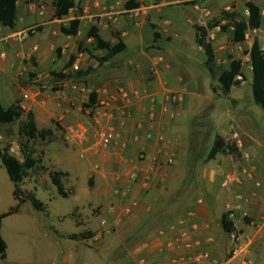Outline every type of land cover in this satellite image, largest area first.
Returning a JSON list of instances; mask_svg holds the SVG:
<instances>
[{
	"label": "crops",
	"instance_id": "1",
	"mask_svg": "<svg viewBox=\"0 0 264 264\" xmlns=\"http://www.w3.org/2000/svg\"><path fill=\"white\" fill-rule=\"evenodd\" d=\"M72 1L75 8L61 20L54 18L53 2L51 6L44 5V12L40 15L39 8H34L27 0L17 1L18 20L15 29L0 28V43L4 42L10 50V53L1 52L6 55V59H0V91L1 86H15V74H20L18 62L30 55L37 58L38 66L33 68L35 70H52L69 62L70 57L74 56L71 69L81 71V64L88 54L78 53V47L73 52L67 43L69 39H78L85 31L87 34L91 26H95L98 35L112 45L117 43V39L111 32H119L120 40L126 46L124 52L129 50L126 41L129 33L122 30V26L131 23L136 32L141 26V17L132 19L126 14H120L116 24H112L103 9L118 4L115 10L123 13L127 10L123 5L110 0ZM49 15L52 21L47 23ZM75 18L80 20L78 34L75 37L60 34V26L67 25L60 23ZM83 23L85 28L81 32ZM104 23H110L113 28L106 29ZM48 24L53 26L52 32L56 33L50 35L48 41L39 40L41 34L50 31V28H45ZM35 28L36 31L28 36L27 32ZM248 33L250 31L245 34L242 43L235 44L232 41V28L226 33L216 28L209 32V39L218 65L216 49L226 46L220 39L224 35L230 37L229 45L236 47V53L241 55L240 58L231 59L243 60V75L251 90L250 60L248 55H244L253 43L249 41ZM136 37L137 43L140 37ZM189 37V40L179 39L175 45L162 44V35L157 39L156 43L161 48L154 60H157L158 68L164 66L162 72L157 73V81L140 82L136 74L128 70L119 75L104 73L110 62L99 69L96 63L91 62L94 83L88 91L96 94L97 102L101 101L100 107L96 103L92 108L95 109L94 123L102 131H112L114 134L108 153L100 156V161L97 160L93 168L95 180L102 188L95 198L102 206L101 219L107 221L104 229L106 236L93 233L89 239H70L54 227H47L43 239L30 245V260L25 264H264V116L255 110L251 92L249 98L243 97V100L241 96L231 97V91L225 96L232 104V109H227L228 119L233 118L237 123V148L240 155H218L215 160L207 163L200 178L197 176L193 181L189 180V183L200 181L205 184V193L198 196L192 189L182 190L188 176L189 140L195 115L206 104L212 103L213 108L215 106L209 82L206 89L196 76V72L205 69V56L195 43L194 30ZM55 45L62 48V51L58 48L61 57H57L55 52L48 63L43 62V51ZM134 60L138 62L137 58ZM108 75L129 91H135L137 97L121 99L114 93V83L106 82L107 79L104 81L103 77ZM76 85L72 84L70 90L67 85L64 86L62 102L57 106H49L44 119L40 120L33 113L36 126L46 125L57 116L64 128L69 129V136L81 126L79 113L82 94L77 92ZM158 87L162 91L182 88L183 100L178 106H171L159 91L155 95L150 93ZM241 101L244 105H240ZM212 113L211 119L216 127ZM217 128L216 135L225 139L222 125L218 128L221 131L218 132ZM228 156L240 159L235 163L237 170L229 171L226 162ZM246 172L253 175V180L244 175ZM131 174L137 176L135 182L130 180ZM227 176L239 178L238 182L219 189L220 182L223 184ZM101 179L104 181L103 186ZM228 206L236 207L237 212L233 215L241 214L251 222V225H242L240 228L234 222L238 233V250L235 255L231 252L229 234L224 233L220 227V218Z\"/></svg>",
	"mask_w": 264,
	"mask_h": 264
},
{
	"label": "rangeland",
	"instance_id": "2",
	"mask_svg": "<svg viewBox=\"0 0 264 264\" xmlns=\"http://www.w3.org/2000/svg\"><path fill=\"white\" fill-rule=\"evenodd\" d=\"M93 0H90L92 2ZM116 1L119 5L125 4L128 0H110ZM134 3L139 5L138 9H141L140 24L135 32L131 23L122 26V30L128 31L129 37L127 43L129 50L124 52L122 57L116 56L112 60L105 63H99L97 60L105 56L104 51L96 50L93 38L91 40L86 39V31L81 37L69 39L67 45L74 51L82 42L83 48L89 49L91 56L87 55L86 60L81 64V71H75L71 68L65 69L68 62L62 63L59 67H54L52 70L43 68V70H35L34 67L38 66L37 58L33 55L19 60V73L15 74L14 82L15 86H1L0 99L4 107L11 106L15 101H19L22 109L25 112L31 111L37 114L40 120L44 119L47 108L49 106H57L62 102L61 93L64 86L67 85L69 90L72 84H77V92L81 95L79 113V123L77 129L70 134H67L69 129L64 128L60 117H54L50 123L43 125L38 124V129H49L52 131V135L45 140L37 139L28 143L27 146L33 152V157L40 160L37 167L30 172L28 178H26L21 184L22 191L34 192L36 198L46 205V210L43 213L35 212L29 203L23 205L18 215L9 216L1 222V235L7 244L6 258L0 261V264H25L29 262V248L30 245H35L37 240L43 239V234H47V227H54L61 234H65L66 237L79 234H100L106 236L104 233L105 227L101 226V211L102 206L98 204L96 200V194L102 189L99 187L98 182L95 180L93 168L95 163L100 161V156L108 153V147L112 146V141L109 145L100 143L101 136L106 134L107 131H102L99 126L94 123V112L92 109L95 104L100 107V102H95L91 105L89 102V87L93 85V67L91 62L97 64V69L104 68L105 64H109L105 69V72L112 74H122L126 70L132 71L136 74L138 81H152L156 79L157 73H161L164 66L158 68L157 60L154 59L159 54L161 46L159 43H153L152 32L156 31L162 35L164 43L175 45L179 42V39L189 40V36L193 33V26L200 25L206 26V24L212 20L219 19L222 12H235L240 18H247L246 3L251 1L258 5L264 15V0H133ZM52 0H27L28 4H33L34 8H39L42 5L51 6ZM75 8V4L74 7ZM72 16V15H71ZM47 23L52 21L51 15L47 19ZM99 21V18H97ZM60 24H68L67 19L63 20ZM106 29L113 28L110 23H104ZM139 24V25H140ZM137 23L134 24L136 26ZM151 25L156 29L152 30ZM45 28H50V31L40 35L39 40L48 41L50 35H54L51 24L45 25ZM85 25L83 23L81 32L84 31ZM1 30V29H0ZM36 31V28L35 30ZM30 31L27 32L28 36H31ZM113 37L120 40L119 32H111ZM140 37V41L135 42L136 36ZM32 38V37H31ZM229 36H222L220 40L226 44L225 47L217 48V63L220 70H224L227 63L231 58H239L241 55L236 53V47L229 45ZM258 39L264 47V31L250 32L248 33L249 41ZM133 42V43H132ZM115 43V44H117ZM161 44V43H160ZM4 42L0 43V53L6 51L10 53L8 46H5ZM61 47L55 45L49 47L43 51V62L48 63L52 59V54ZM232 48V49H228ZM136 50V52H135ZM245 50V49H243ZM135 52V54H134ZM245 52V51H243ZM61 57V54H60ZM56 58V57H55ZM134 58L138 59L135 62ZM56 60H59L56 58ZM132 62V63H129ZM243 61V60H242ZM59 64V61L57 62ZM162 68V69H161ZM111 69V70H110ZM200 71V72H199ZM196 72L197 78L202 82L203 87L209 82V91L213 95L215 100V106L213 108L212 103L204 105L195 115V123L191 128V136L189 140V162L187 167L188 176L186 181L182 185V190L189 191L192 189L197 195H201L207 191L205 184L200 181L196 184L192 183L197 176L200 178L202 170L208 162L205 161L206 156L211 148L212 140L216 133V127L219 128L221 124L224 129L225 140L233 141L238 146L239 134L237 123L233 118L228 119L227 109H232V104L229 98H226L219 89L216 80L210 79L207 71L201 69ZM76 72H89L88 75L80 77ZM52 73L66 74L65 80H60ZM141 73L143 75H141ZM38 75H41L38 77ZM111 75L103 77L106 82L112 81L114 87V93L121 97L123 100H127L130 97H137L135 91H129L124 85L117 83L116 79L111 78ZM99 79V78H98ZM114 81V82H113ZM96 82V81H95ZM158 83V82H157ZM159 84V83H158ZM112 85V84H111ZM110 85V86H111ZM112 87V86H111ZM213 89L215 92H213ZM126 93V97L122 96V92ZM162 95L163 99L166 98L168 104L171 106H178L179 104H173L169 102V98L175 94H182V88H169L165 91L159 87L157 90H152L150 93L158 92ZM166 92V93H165ZM251 90L247 86L244 80L240 88H233L231 90V97L241 96L249 98ZM148 93V92H147ZM165 93V94H164ZM183 95V94H182ZM222 95L220 98L219 96ZM219 98V99H217ZM252 98V97H251ZM237 104V103H236ZM234 104V105H236ZM240 105H244L241 101ZM207 106V107H206ZM74 107V106H73ZM58 107H56L57 109ZM255 110L263 115L261 110L254 105ZM213 111V113H212ZM211 113L214 118V123L211 119ZM223 116V117H222ZM264 116V115H263ZM191 116H189L190 118ZM189 120V119H188ZM23 119L15 122L9 126H0V150L10 154V149L14 148L16 154H12L17 160L22 161L21 153V139L18 135V130ZM217 128V131H221ZM82 132L84 135L79 138L76 132ZM237 135L235 138L234 135ZM25 142V140L23 141ZM81 156H83L81 158ZM94 157H96L94 159ZM240 160L234 156L226 157V162L229 165V171L238 168L235 164ZM50 172H63L67 173V176L63 178V185L65 191L70 193L68 198H61L57 195L56 189L50 182ZM247 177L253 178L250 172L244 174ZM189 180H192L189 183ZM253 180V179H252ZM92 182V185L90 184ZM103 179L101 184L103 186ZM220 182L219 189L223 188V184ZM225 189V188H223ZM14 186L9 181V178L5 172V169L0 162V214L8 212L16 202L13 198ZM183 202V201H182ZM185 204V200L183 202ZM236 207H225V212H234ZM237 212V211H236ZM232 214V215H233ZM248 221H245V219ZM232 220L236 223V227L240 228L242 225H251L248 217H244L241 214L236 213L232 216ZM52 229V228H51ZM238 237V236H237Z\"/></svg>",
	"mask_w": 264,
	"mask_h": 264
},
{
	"label": "trees",
	"instance_id": "3",
	"mask_svg": "<svg viewBox=\"0 0 264 264\" xmlns=\"http://www.w3.org/2000/svg\"><path fill=\"white\" fill-rule=\"evenodd\" d=\"M17 1L18 0H0V28H8L10 30L15 29L17 24ZM246 9L248 16L246 19L240 18L235 12H222L219 19L212 20L206 24V26L194 25L195 43L204 53L205 62L204 68L208 72L211 79L216 80L220 92L227 96L233 88L241 86V82H236L237 76H242L245 80L242 71V61L230 59L228 68L220 70L216 64V57L212 43L209 39V32L218 28L220 32L226 33L230 28L233 29L232 41L233 43H242L245 40V34L250 31H258L263 29L264 31V16L261 9L255 3L249 1L246 3ZM74 7L72 0H54L53 8L54 18L61 20L69 15L70 10ZM139 5L134 3L133 0H129L125 4V9L132 10L137 9ZM80 27V20L75 18L68 22L66 26L61 25L59 28L60 34L68 37H75L78 34ZM152 30L156 29L155 26H150ZM40 31V29H38ZM86 38H93L96 50L104 51L105 56L97 61L99 63H105L114 57L120 55L126 50L124 42L118 40L117 44L112 45L110 42L104 41L98 35V29L95 26H91L86 34ZM160 38V34L156 31L153 32V41L156 43ZM78 53H87L91 56L89 49L83 48L82 42L78 45ZM60 50H56V56L59 57ZM244 55L249 56L252 81L250 84L253 103L261 110L264 115V50L261 49L258 40H253L251 49L245 52ZM75 57L71 56L65 69L72 67ZM80 77L86 76L89 72H76ZM60 80L67 78L66 74L52 73ZM213 92L215 90L213 89ZM89 102L94 105L96 102V94L93 92L89 96ZM23 119L18 130V135L21 139V153L22 161L17 160L12 155L5 151L0 150V162L9 178V181L13 184V198L16 205L13 206L8 212L0 214V261L6 258L7 245L1 235V222L3 219L12 216L20 211V208L29 203L31 208L38 213H43L46 210V205L36 198L34 192L22 191L20 184L29 177L30 172L34 170L40 163L33 157V152L28 143L37 139L45 140L52 135V131L49 129H38L36 126L35 116L33 112H25L20 102L17 100L11 106L4 107L0 102V126H9L15 122ZM25 140V142H23ZM218 155H234L239 156L237 144L230 140H225L219 135H215L211 148L206 156L205 161H213ZM67 176V173L63 172H50L49 179L53 187L56 189L57 195L61 198H68L70 193L65 191L63 185V178ZM92 182L90 181V184ZM232 212L223 213L220 218V227L226 234L235 233L238 235L234 226V221L230 219ZM245 221H248L245 219ZM92 234L85 233L79 235H72L70 239H89Z\"/></svg>",
	"mask_w": 264,
	"mask_h": 264
},
{
	"label": "built area",
	"instance_id": "4",
	"mask_svg": "<svg viewBox=\"0 0 264 264\" xmlns=\"http://www.w3.org/2000/svg\"><path fill=\"white\" fill-rule=\"evenodd\" d=\"M117 5L118 4L113 5V6H109V7L103 9V13L107 14V18L109 19V22L112 23V24H116L120 14H124V15L126 14L127 16H129V18H132V19H138L141 16V13H142L141 9L137 8V9H132V10H125L123 13H121V12H117L115 10V6H117ZM44 9H45V7L43 5L41 7H39V14L40 15L43 14ZM247 16H248V11H247ZM29 31H30V33H34V29H30ZM252 32H256V31H252ZM263 50H264V48H263ZM0 59L1 60L6 59V55L4 53H1L0 54ZM235 81L236 82H241V84L244 83V79L240 75L235 78ZM122 96L126 97L127 95H126V93L122 92ZM182 100H183V95L180 94V93L179 94H175V95H173V96H171L169 98V102L173 103V104L180 103ZM152 118H153V116L150 115V119H152ZM76 134H77V136L79 138H82L83 135H84L82 132H78V131L76 132ZM234 137L236 138L237 135L235 134ZM113 139H114V134H113L112 131H110V132H107L106 134H103L101 136L100 143L105 145L104 147H106L107 145L110 144V142ZM9 151H10V155L16 154V150L14 148H11ZM82 157L83 156H81V158ZM245 159L248 160L249 158L246 156ZM136 179H137V176L135 174H131L130 180L132 182H135ZM238 179L239 178H237V177L227 176L225 178V180L223 181V187H228L231 183H237ZM255 186L258 187L259 184H255ZM232 216H233L232 214L229 216L230 219H232ZM106 223H107V221H106L105 218L101 219V222H100L101 226L105 227ZM229 236H230V240H231V243H232L231 252H232L233 255H235L237 250H238V237H237V235L235 233L229 234Z\"/></svg>",
	"mask_w": 264,
	"mask_h": 264
}]
</instances>
